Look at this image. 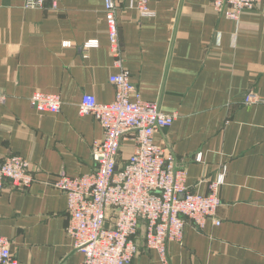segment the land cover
<instances>
[{"label": "crops", "instance_id": "obj_1", "mask_svg": "<svg viewBox=\"0 0 264 264\" xmlns=\"http://www.w3.org/2000/svg\"><path fill=\"white\" fill-rule=\"evenodd\" d=\"M113 1L131 82L144 101L177 114L153 143L174 156L191 192L206 194L225 168L214 217L203 229L186 222L181 242L167 246L170 264H264V105H241L248 91L264 97V0L237 21L210 0L152 1L151 17H140L137 0ZM24 2L0 0V161L20 156L36 181L0 191V231L18 264H81L66 234V198L52 184L60 172L90 173L92 145L103 138L78 105L84 94L114 99L104 0H58L57 10L50 0L38 9ZM89 41L97 47L84 50ZM35 92L58 95L60 112L32 109ZM132 152L125 140L118 164ZM138 243L131 264H160Z\"/></svg>", "mask_w": 264, "mask_h": 264}, {"label": "built area", "instance_id": "obj_2", "mask_svg": "<svg viewBox=\"0 0 264 264\" xmlns=\"http://www.w3.org/2000/svg\"><path fill=\"white\" fill-rule=\"evenodd\" d=\"M158 0H137L140 17H151L148 5ZM45 0H25V9L42 8ZM263 0H210L214 12L237 21L244 13L262 4ZM51 10L58 9V0H50ZM109 51L113 67L109 77L115 94L111 103L102 104L93 95L84 94L78 105L79 115H90L103 131V138L91 149L93 170L88 174L68 176L60 172L52 187L66 198L68 226L66 234L73 249L82 254L81 264H131L140 240L147 250L154 251L160 264H170L167 246L180 243L188 221L203 229L219 206V191L224 183L225 168L208 181V192H191L185 183L186 174L177 168L176 159L153 143V136L169 128L177 114H165L158 101H144L124 68L120 47L116 6L104 0ZM97 47L96 41L83 49ZM4 100L0 95V102ZM29 105L38 113L58 114V95L35 92ZM241 105H264V97L254 91L243 94ZM130 140L133 152L119 165L121 145ZM195 162L202 163L197 153ZM35 173L27 160L17 155L0 161V191L8 185L13 190H27L35 181ZM219 225L218 221H213ZM143 229L140 236V229ZM0 264H18L9 241L0 231Z\"/></svg>", "mask_w": 264, "mask_h": 264}]
</instances>
